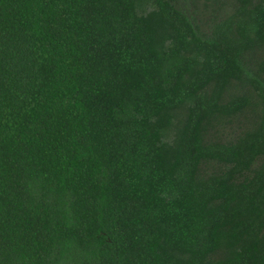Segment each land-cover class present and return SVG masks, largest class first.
I'll use <instances>...</instances> for the list:
<instances>
[{
  "label": "trees",
  "instance_id": "trees-1",
  "mask_svg": "<svg viewBox=\"0 0 264 264\" xmlns=\"http://www.w3.org/2000/svg\"><path fill=\"white\" fill-rule=\"evenodd\" d=\"M225 2L0 0V264H264V0Z\"/></svg>",
  "mask_w": 264,
  "mask_h": 264
},
{
  "label": "rangeland",
  "instance_id": "rangeland-1",
  "mask_svg": "<svg viewBox=\"0 0 264 264\" xmlns=\"http://www.w3.org/2000/svg\"><path fill=\"white\" fill-rule=\"evenodd\" d=\"M179 3L180 7L206 32L210 29L212 21L218 19L226 9L225 0H222L219 5H213L212 2L206 0H179ZM238 128L239 125L237 124L234 130Z\"/></svg>",
  "mask_w": 264,
  "mask_h": 264
}]
</instances>
